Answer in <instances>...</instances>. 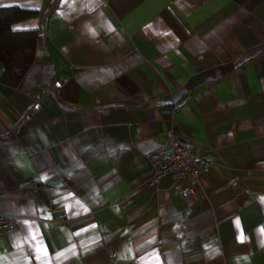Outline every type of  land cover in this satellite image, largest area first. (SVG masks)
Masks as SVG:
<instances>
[{
	"label": "crops",
	"instance_id": "crops-1",
	"mask_svg": "<svg viewBox=\"0 0 264 264\" xmlns=\"http://www.w3.org/2000/svg\"><path fill=\"white\" fill-rule=\"evenodd\" d=\"M6 6L41 40L0 83V264H264V0ZM169 130L210 163L195 197L150 186Z\"/></svg>",
	"mask_w": 264,
	"mask_h": 264
},
{
	"label": "trees",
	"instance_id": "trees-1",
	"mask_svg": "<svg viewBox=\"0 0 264 264\" xmlns=\"http://www.w3.org/2000/svg\"><path fill=\"white\" fill-rule=\"evenodd\" d=\"M35 10L0 7V83L17 88L35 63L41 35L38 30L17 31L13 25L35 17Z\"/></svg>",
	"mask_w": 264,
	"mask_h": 264
},
{
	"label": "built area",
	"instance_id": "built-area-1",
	"mask_svg": "<svg viewBox=\"0 0 264 264\" xmlns=\"http://www.w3.org/2000/svg\"><path fill=\"white\" fill-rule=\"evenodd\" d=\"M175 109V108H174ZM153 168L150 186L154 187L165 176L171 175L179 180L190 179V185L184 190L185 196H196V187L203 171L210 167V163L197 156L191 147L180 144L172 130L167 132V143L164 147L148 154ZM18 228L17 219L0 214V236L12 233Z\"/></svg>",
	"mask_w": 264,
	"mask_h": 264
},
{
	"label": "snow or ice",
	"instance_id": "snow-or-ice-1",
	"mask_svg": "<svg viewBox=\"0 0 264 264\" xmlns=\"http://www.w3.org/2000/svg\"><path fill=\"white\" fill-rule=\"evenodd\" d=\"M41 179H42V180H43V179H47V176H46V175H45V176H42ZM261 200L264 201V197H261ZM241 238H242V237H241Z\"/></svg>",
	"mask_w": 264,
	"mask_h": 264
}]
</instances>
